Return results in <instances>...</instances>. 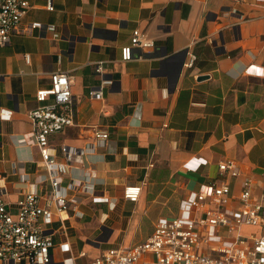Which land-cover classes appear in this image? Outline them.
Masks as SVG:
<instances>
[{
	"label": "crops",
	"instance_id": "obj_1",
	"mask_svg": "<svg viewBox=\"0 0 264 264\" xmlns=\"http://www.w3.org/2000/svg\"><path fill=\"white\" fill-rule=\"evenodd\" d=\"M52 1L54 10L45 7L47 0H29L23 23L55 24L59 38L37 28L14 33L0 46L6 200L16 202L31 187L21 174L34 181L40 173L29 112L41 105L37 90L49 88L52 72L62 70L73 79L76 124L51 142L60 155L61 144L83 146L92 141L93 128L108 130L106 145L87 165L94 195L112 202L69 190L84 216L71 212L64 224L51 226L53 264L88 263L106 249L92 252V238L116 240L124 230V240L146 239L157 221L186 213L190 196L221 179L225 159L256 178L257 194L264 191V0ZM136 28L155 41L152 52L132 48L125 54ZM185 50L181 68L182 56L174 55ZM103 78L113 83L103 86L101 99L92 98L90 88ZM7 111L10 116L3 115ZM82 171L71 166L63 185L83 178ZM240 181L232 179L234 193ZM130 184L142 186L138 202L124 198ZM65 242L69 249L60 245Z\"/></svg>",
	"mask_w": 264,
	"mask_h": 264
},
{
	"label": "built area",
	"instance_id": "obj_2",
	"mask_svg": "<svg viewBox=\"0 0 264 264\" xmlns=\"http://www.w3.org/2000/svg\"><path fill=\"white\" fill-rule=\"evenodd\" d=\"M30 7L29 0H0V46L7 44L14 33L31 34L37 28H46L54 38L60 37L55 24L23 23ZM45 7L54 10L53 1L47 0ZM130 41L124 48L127 55L132 48L152 52L156 47L155 41L139 28L133 30ZM194 63L192 56L188 66ZM97 71L102 72L101 65ZM72 83L68 72L56 70L51 74V86L36 92L41 105L31 110L29 117L41 154L40 173L34 181L29 174L20 176L31 187L10 203L6 200L8 186L0 177V264H53L51 250L56 242L49 233L51 226L56 221L64 224L71 212L79 218L84 216L72 205L69 190L81 188L94 195L95 184L88 180L94 173L87 160L97 147L106 145L109 131L93 128L91 142L83 146L63 143L60 155L51 142L54 134L76 124ZM112 83V78H103L99 87L90 88L89 96L101 99L103 86ZM73 165L82 167L83 178L66 187L65 175ZM219 171L220 180L190 196L186 213L160 219L146 239L129 246L106 248L86 264H264V191L257 194L256 178L242 171L232 159L221 161ZM236 178H241L240 189L234 193L232 179ZM123 193L126 200L138 202L142 186L126 185ZM93 199L110 206L112 203L105 196L94 195ZM247 226H255L257 230L243 232ZM206 227L218 230L217 241L213 240L214 235L203 232ZM60 245L70 248L66 242Z\"/></svg>",
	"mask_w": 264,
	"mask_h": 264
},
{
	"label": "rangeland",
	"instance_id": "obj_3",
	"mask_svg": "<svg viewBox=\"0 0 264 264\" xmlns=\"http://www.w3.org/2000/svg\"><path fill=\"white\" fill-rule=\"evenodd\" d=\"M87 223L89 225H92V226L95 225V223H94V221L92 219L88 220ZM123 227H125V225ZM256 230H257V227H255V226H247V227H244L243 232L249 233L251 231H256ZM130 231L131 230H129L128 232H130ZM125 232L123 230L122 234L120 236H118V239H116V240L98 241L97 239L92 238V241H89V243H91V245H93V247L95 248V249L92 250V252H95V250L98 249L97 247H100V246H101L100 247L101 249H104V248H107V247H112V246H117V245L119 246L121 244L124 245V246H129V245H131V244H133L135 242H139V240H128V241L124 240L127 237L126 235H124ZM203 232L205 234L206 233H210V234L214 235L213 240L217 241V235L216 234L218 233V230L210 228V227H206L205 230H203Z\"/></svg>",
	"mask_w": 264,
	"mask_h": 264
},
{
	"label": "water",
	"instance_id": "obj_4",
	"mask_svg": "<svg viewBox=\"0 0 264 264\" xmlns=\"http://www.w3.org/2000/svg\"><path fill=\"white\" fill-rule=\"evenodd\" d=\"M184 55H186V50L185 51H182V52H180V53H177V54H175L174 56L176 57V56H182V60H181V68L183 67V64H184V60H185V56ZM204 77H206V76H201V78L200 79H203Z\"/></svg>",
	"mask_w": 264,
	"mask_h": 264
}]
</instances>
